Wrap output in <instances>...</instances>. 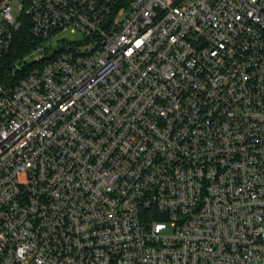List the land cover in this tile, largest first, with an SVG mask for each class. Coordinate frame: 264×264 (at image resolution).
Instances as JSON below:
<instances>
[{
	"label": "built area",
	"instance_id": "built-area-1",
	"mask_svg": "<svg viewBox=\"0 0 264 264\" xmlns=\"http://www.w3.org/2000/svg\"><path fill=\"white\" fill-rule=\"evenodd\" d=\"M0 264H264V0H0Z\"/></svg>",
	"mask_w": 264,
	"mask_h": 264
},
{
	"label": "trees",
	"instance_id": "trees-1",
	"mask_svg": "<svg viewBox=\"0 0 264 264\" xmlns=\"http://www.w3.org/2000/svg\"><path fill=\"white\" fill-rule=\"evenodd\" d=\"M33 38L29 27H23L16 36L14 52L16 55L23 54L32 47Z\"/></svg>",
	"mask_w": 264,
	"mask_h": 264
},
{
	"label": "rangeland",
	"instance_id": "rangeland-1",
	"mask_svg": "<svg viewBox=\"0 0 264 264\" xmlns=\"http://www.w3.org/2000/svg\"><path fill=\"white\" fill-rule=\"evenodd\" d=\"M14 14L17 16V11L15 10L14 11ZM75 38H76V40H81L80 38H81V36L80 35H75ZM55 46L58 48V47H63V45H61V44H59V43H57V44H55Z\"/></svg>",
	"mask_w": 264,
	"mask_h": 264
}]
</instances>
